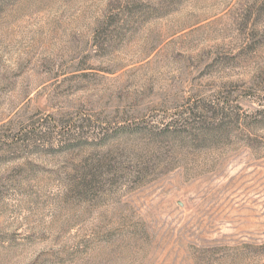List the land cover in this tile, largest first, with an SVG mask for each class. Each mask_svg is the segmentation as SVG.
<instances>
[{
  "label": "rangeland",
  "instance_id": "1",
  "mask_svg": "<svg viewBox=\"0 0 264 264\" xmlns=\"http://www.w3.org/2000/svg\"><path fill=\"white\" fill-rule=\"evenodd\" d=\"M0 264H264V0H0Z\"/></svg>",
  "mask_w": 264,
  "mask_h": 264
}]
</instances>
